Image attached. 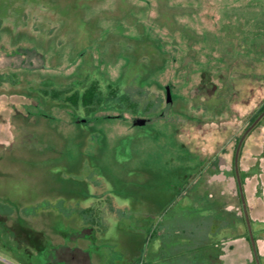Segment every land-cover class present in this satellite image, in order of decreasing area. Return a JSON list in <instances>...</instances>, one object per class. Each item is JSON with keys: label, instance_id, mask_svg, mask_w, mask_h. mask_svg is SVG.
<instances>
[{"label": "rangeland", "instance_id": "374dc122", "mask_svg": "<svg viewBox=\"0 0 264 264\" xmlns=\"http://www.w3.org/2000/svg\"><path fill=\"white\" fill-rule=\"evenodd\" d=\"M92 82L89 114L41 92ZM263 105L264 0H0V264L55 245L174 264L166 221L204 193L198 173L232 177ZM225 187L209 191L239 209Z\"/></svg>", "mask_w": 264, "mask_h": 264}, {"label": "crops", "instance_id": "0c3cea01", "mask_svg": "<svg viewBox=\"0 0 264 264\" xmlns=\"http://www.w3.org/2000/svg\"><path fill=\"white\" fill-rule=\"evenodd\" d=\"M257 137L253 143L246 141L243 146L239 174L259 262L264 264V131ZM213 173L210 170L205 175L198 173L200 176L197 175L194 184L197 186L200 178L205 185L204 193H193L189 207L175 210L172 220L166 221L167 225L172 224L169 227L173 230L172 249L181 256H176L174 264H250L253 259L235 175L230 178L228 172L222 176ZM219 183L226 185L227 193L235 191L239 209L231 204L230 196L224 200L210 193L209 187ZM231 232H235L232 237L229 236ZM86 236L92 238L85 234L78 237ZM52 251L59 256L52 262L46 259V264H92L91 256L83 247L55 245ZM85 256L88 263H85ZM157 264L161 263L157 261Z\"/></svg>", "mask_w": 264, "mask_h": 264}, {"label": "trees", "instance_id": "16d2710c", "mask_svg": "<svg viewBox=\"0 0 264 264\" xmlns=\"http://www.w3.org/2000/svg\"><path fill=\"white\" fill-rule=\"evenodd\" d=\"M75 84V83H74ZM73 86V84H71ZM70 85V86H71ZM44 96L49 97L53 101H62L68 105H71L74 108L82 107V109L87 113H92L96 111L99 107L102 106L104 97L102 91L99 89V86L96 82H92L82 94H79L78 92L74 91L70 95H67V88L65 90H55L52 89L50 91H47L45 89L41 90ZM114 89L111 92L110 95L114 94ZM264 110V105L258 113L253 117L251 123L257 118V116ZM239 140V139H238ZM237 140V142H238ZM236 142V145H237ZM244 143L241 147V151L243 149ZM240 151V155H241ZM240 158V156H239ZM233 175H234V168H233ZM241 179V178H240ZM242 183V179H241ZM238 190V189H237ZM239 195V194H238ZM247 238L249 240V236L247 235ZM254 259V258H253Z\"/></svg>", "mask_w": 264, "mask_h": 264}, {"label": "water", "instance_id": "95a60500", "mask_svg": "<svg viewBox=\"0 0 264 264\" xmlns=\"http://www.w3.org/2000/svg\"><path fill=\"white\" fill-rule=\"evenodd\" d=\"M263 117H264V110L257 116V118L243 132V134L241 135V137L239 138V140L237 142L235 152H234V158H233V168H234L235 180H236V184H237V189H238V194H239L240 201H241V207H242V212H243V216H244V221L246 224V229L248 232L249 242H250V246L252 249V254H253L255 264H260V262H259V258H258V254H257L255 240H254L253 235H252L250 219L248 216L247 206H246L243 188H242V183H241L240 174H239V156H240L241 147L245 141V138L247 137L249 132L259 123V121Z\"/></svg>", "mask_w": 264, "mask_h": 264}]
</instances>
